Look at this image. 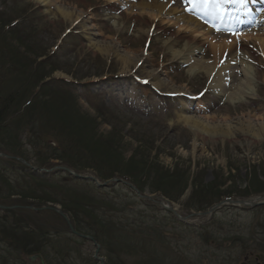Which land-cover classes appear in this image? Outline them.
Returning a JSON list of instances; mask_svg holds the SVG:
<instances>
[{
	"label": "rangeland",
	"instance_id": "374dc122",
	"mask_svg": "<svg viewBox=\"0 0 264 264\" xmlns=\"http://www.w3.org/2000/svg\"><path fill=\"white\" fill-rule=\"evenodd\" d=\"M19 1L23 3L19 6H27L33 19L23 21L24 25L20 27L30 29L33 25L38 31L23 42L15 41L12 35L4 37L8 55L6 60L0 58L5 65L4 71L15 78L16 71L25 73L26 60L35 57L36 64L44 61L37 74L46 76L41 84L55 78L72 83L73 80L82 81L74 88L75 94L81 97H78L81 111L95 116V111L82 99L88 93L98 95L111 114L110 118L122 129L120 157L128 160L142 146L140 156L147 157L150 153L149 157L155 159L156 156L164 170L172 171L173 176L169 175L170 180L162 188L169 193L153 191L149 183H144L143 191L164 197L186 214L196 212L192 208L194 202H217L228 197L226 193H233L229 196L233 199L264 195V133H260V129H264V60L257 45L248 44L255 55L253 59L242 56L245 51L237 47L225 57L223 62L233 64V59L242 57L240 62L254 66L258 71L249 75L243 92H221L223 89L220 91L212 85V74L206 69L194 68L196 62L212 65L211 46L196 48V56L184 63L181 57L186 54V39L178 37L177 27L170 28L165 19L151 21L147 17L149 14L140 15L142 0H46L47 6H41L35 0ZM183 1L176 4L178 8H190L196 0ZM12 4L11 0H0V11ZM60 10L69 17H63ZM263 12L264 6L261 13L255 14L257 21L261 20ZM210 25L209 21L205 28L212 30ZM253 29L248 27L242 31ZM256 29H264V23ZM225 31L229 32L215 29L212 33H227ZM28 63L32 64V59ZM225 80L228 84L231 81ZM17 85L15 81L13 87ZM200 92L202 97L195 99ZM180 117L199 120L198 128L204 137L195 139L180 123ZM109 131L110 126L106 124L98 128L100 134ZM18 139L15 144L6 140L7 145L0 141V153L5 149H17L35 167L45 163L46 167L52 168L73 162L72 159L66 162L48 159L51 156L48 146L57 148V145L51 141L43 143L44 137L37 132H27L15 141ZM134 139L139 143L136 144ZM147 143L153 144L151 152H144L143 146ZM101 167L105 170V165L100 164ZM78 170H82L79 174L97 177L94 169L79 167ZM0 172L5 176L11 174L2 166ZM181 179V183L186 180V188L178 194ZM211 185L217 186L216 196L203 199ZM2 186L0 184L2 202L24 205L21 199L9 196ZM200 190L203 193H199ZM57 192H60L58 188H54L50 195L54 198ZM94 193L118 210L112 216L122 224L121 228L116 224L122 239L132 238L141 247L139 252L130 255L119 249L99 248L98 255L104 264H240L245 251H259V246L264 249V206L247 211L223 207L211 218L196 217L191 220L193 225H185L149 202L139 204L135 194L125 186L117 185ZM108 208L102 206L98 216L101 217ZM26 217L27 228L24 230L35 227L37 222L46 226L45 240L29 239V242L43 246L39 248L41 251L46 248L50 264H97L93 260L96 247L68 234L59 216L29 213ZM157 231L159 236L155 235ZM255 232L257 236L253 235ZM237 235L241 242H235ZM9 242V239L0 242V264H38L29 262L26 253L38 251V248L26 247L23 241L14 249ZM224 246L228 248L227 252L221 249ZM60 249L61 255L53 251ZM261 264H264V256Z\"/></svg>",
	"mask_w": 264,
	"mask_h": 264
},
{
	"label": "trees",
	"instance_id": "16d2710c",
	"mask_svg": "<svg viewBox=\"0 0 264 264\" xmlns=\"http://www.w3.org/2000/svg\"><path fill=\"white\" fill-rule=\"evenodd\" d=\"M14 5L15 8L8 13L0 12V58L5 60L8 55L4 37L12 35V39L15 41L23 42L30 39L38 31L33 25L30 29L20 27L24 23L11 26L15 20L23 19V22L31 18L25 8L18 6L16 2ZM17 58L21 57L17 56ZM23 59L27 58L23 56ZM31 59L32 64L29 65L28 61ZM29 60H26L25 73L16 71V79L4 71L5 65L0 60V141H3L4 145H7L6 140L15 144V142H19V139L15 141L19 136L26 135L27 132H37L44 137L43 143L46 144V142L51 141L57 145V148L48 146L51 152L48 159H62L64 162L72 159L73 162L66 164L68 167L76 169L77 172L82 171L78 170L79 167L81 169H94L100 180L119 176L129 180L140 191H143L144 183H149L152 187L155 186L156 188L151 187L153 191H164L162 188L173 176L172 171L164 170L156 156L155 159L149 157L150 153L147 157L143 154L140 156L139 154L143 153L142 146L138 147L128 160L120 157V148L123 146L122 129L117 122L110 118L111 114L108 113L98 96L88 95V93L83 99L95 111V116L86 111H84L85 113L82 112L78 103L79 96L75 94L74 86L57 80L41 84L46 76H38L37 74H39L38 67L42 66L44 61L36 64L35 57H30ZM15 81L18 85L13 87ZM39 84L41 85L36 91L35 89ZM101 124L110 126V131L106 134H100L98 128ZM134 141L136 144L139 143L135 139ZM147 147L150 148L147 150ZM1 148L0 143V150ZM143 148L145 149L144 152H151L154 149L153 144L149 143ZM3 152L25 159L17 149H5ZM100 164L105 165V170L100 168ZM1 166L11 174L5 176L0 172V184L3 185L2 187L9 196L19 197L23 201L24 205L15 201L19 205L57 204L68 216L73 228L81 234L92 236L101 249H119L127 255L139 252L141 247L138 242H134L132 238L129 240L122 239L121 230H118L116 225L118 224L121 228L122 224L114 220L112 216L118 210L109 205L111 202L99 199L94 191L100 192L102 190L96 189L91 183L74 180L60 172L52 174L32 172L15 161L0 160ZM38 167L49 168L45 166V163L39 164ZM262 171L264 174V167H262ZM166 177L168 178L165 180ZM12 181L15 182L13 185L10 184ZM181 182L182 179L179 182L178 194H181L186 188V180ZM57 184L60 186L58 187ZM83 187L88 190H84ZM54 188H58L60 192L55 193L53 198L50 191ZM216 189L217 186H209L206 189L207 193H205L207 195L203 196V199L209 200L216 196ZM198 192L203 193V190ZM232 194L226 193L229 196ZM167 196L170 195L167 194ZM214 203L216 202H194L192 208L195 211H201ZM0 204L6 205L1 199ZM105 205L109 208L101 213V217L98 216V211ZM29 213L36 216L56 215L52 212ZM1 215L0 242L9 239V246L14 249H17L23 241L26 242V247L33 246L38 249L43 247L41 245L34 246L33 243L29 242V239H34L36 242L45 240L44 230L46 226L44 224L37 222L35 227H28V230H24L27 228V224H25L26 215H17V212L14 211H4ZM62 222L64 229L67 230L66 224L63 220ZM155 235L159 236L160 232H155ZM39 250L26 252L27 256L40 254L45 264H50L45 252L46 248L42 251ZM53 251L61 255V249Z\"/></svg>",
	"mask_w": 264,
	"mask_h": 264
},
{
	"label": "bare ground",
	"instance_id": "6f19581e",
	"mask_svg": "<svg viewBox=\"0 0 264 264\" xmlns=\"http://www.w3.org/2000/svg\"><path fill=\"white\" fill-rule=\"evenodd\" d=\"M129 1L130 0H126V2ZM259 1L260 0H223L220 2V10L222 14H217V9H215V12L212 9L208 10V4L203 3V1H201L200 4H198V2L195 3L190 11H185V8L181 5V8L177 7L179 1L176 0H142L141 5L143 7V11H141L142 13H140V15L147 16V14H149L147 17L151 21H160L165 19L170 28L177 27L178 37H184L186 39V54L181 57L184 63H188L196 56L195 52H197V49H203L207 47L206 45L211 46L212 65L194 62V68L196 70L206 69L210 74H212L214 79L212 85L215 84V88L220 89V91L223 89L221 92L230 91V93H233L235 90L236 92H243L244 88L248 84L249 75L251 73L255 75L254 72L258 71V69L254 66L249 67L244 65L240 62L241 59H243L242 57H239L238 60L233 59V61H235L234 64L223 62V60L230 54L234 47L245 51L242 56H245L248 59H253L255 55L253 50L251 51L249 49L248 44L250 43L257 45L263 53L262 59L264 60V29H256L257 25L264 23V12L261 15L260 21L254 20L251 24V26L254 27L253 30L237 31V28L241 26L243 21L239 19L237 22L231 23V21H225V18L228 19V17L235 14L236 11L241 10L240 15L241 17H244V23L251 22L246 17L252 15V10L258 6L255 2ZM35 2L41 6L48 5L46 0H35ZM110 2L113 3L114 1ZM214 5L217 8V4L215 3ZM262 5H264V0L262 1ZM209 11H212V14L209 13ZM259 13H261V11ZM60 14L63 17H69L63 10H60ZM207 14L210 18H215L214 16L217 17L216 24L214 26L212 24V20L210 19V26L212 27V30L205 28V26L209 23L206 18ZM220 28H227L226 30H233L236 32L234 34L222 32L212 33L215 29L221 31ZM225 41H227L226 44ZM194 48L197 49L193 50ZM150 76L153 75L150 74ZM154 77L156 78V76ZM227 78L231 79L229 84L225 80ZM198 122L200 121L196 119L180 117V123L187 127L195 139L204 137L198 128ZM260 133H264L263 128L260 129Z\"/></svg>",
	"mask_w": 264,
	"mask_h": 264
},
{
	"label": "water",
	"instance_id": "95a60500",
	"mask_svg": "<svg viewBox=\"0 0 264 264\" xmlns=\"http://www.w3.org/2000/svg\"><path fill=\"white\" fill-rule=\"evenodd\" d=\"M0 156H3V155H0ZM59 169V168H58ZM57 170V169H56ZM60 170H62L63 172H67L68 175L74 179H78V180H86V181H90L92 183L95 184L96 187L98 188H104L106 187L109 182H104V183H99L97 181L96 178L94 177H90V176H82V175H79V174H76L74 172H72L71 170L69 169H66V168H60ZM113 182H116V183H123L127 186H129L133 191H135L137 194H138V197L140 199H145V198H148L150 199L149 197H146V196H141L140 193L138 191H136L130 184L126 183V182H122L121 180L119 179H114V180H111ZM158 200H162L161 198H157ZM161 207H163L166 211L170 212L171 214H173V216H175L177 219H179L180 221H183L185 222L186 219L188 218H182L180 215H178L173 209L171 208H166L164 207L162 204H160ZM238 206V207H257V206H260V205H264V201H261L260 198L258 199H246V200H224L222 202H219L218 204H215L213 205L212 207H210L206 212H203L201 214H199L200 216H204V217H207L209 215H211L213 212H215L216 210L220 209L221 207H224V206ZM11 209H15L14 208H9V207H5V206H0V210H11ZM45 209L47 210H53V211H57L55 208H52V207H46ZM35 211H38L39 209H33ZM58 214L60 216H62L65 221L67 222V225H68V228L70 230V232L78 237H81L83 239H88L90 240L91 242H93V244L96 246V243L94 242V240L92 238H89V237H86V236H81L79 235L78 233H76L73 228L71 227L68 219L63 215V213L61 211H57ZM194 214H191L189 217H192ZM98 253V247L96 249V252H95V255H97ZM30 262H34L36 259H40V257L38 255H35V256H32V257H29L28 258ZM95 259L99 260L100 264H103V260L100 259V258H97L95 256ZM41 264H43V261L41 260Z\"/></svg>",
	"mask_w": 264,
	"mask_h": 264
},
{
	"label": "flooded vegetation",
	"instance_id": "af4514ba",
	"mask_svg": "<svg viewBox=\"0 0 264 264\" xmlns=\"http://www.w3.org/2000/svg\"><path fill=\"white\" fill-rule=\"evenodd\" d=\"M254 236H257L256 235V232L254 233ZM239 242H241V240H238ZM237 241V242H238ZM257 255H255V254H253V253H249V255L248 256H244L243 258H244V261H246L247 262V264H256V262L257 261H255V257H256ZM258 261H259V259H258ZM260 262V261H259ZM260 264H261V262H260Z\"/></svg>",
	"mask_w": 264,
	"mask_h": 264
},
{
	"label": "snow or ice",
	"instance_id": "6c2138e0",
	"mask_svg": "<svg viewBox=\"0 0 264 264\" xmlns=\"http://www.w3.org/2000/svg\"><path fill=\"white\" fill-rule=\"evenodd\" d=\"M206 2L211 3L213 0H206ZM215 3L217 4V14H222L220 10V0H215Z\"/></svg>",
	"mask_w": 264,
	"mask_h": 264
}]
</instances>
